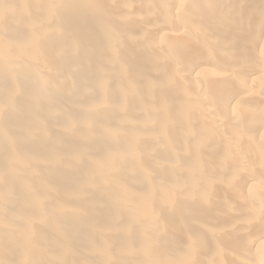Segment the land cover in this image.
<instances>
[{"label": "bare ground", "instance_id": "bare-ground-1", "mask_svg": "<svg viewBox=\"0 0 264 264\" xmlns=\"http://www.w3.org/2000/svg\"><path fill=\"white\" fill-rule=\"evenodd\" d=\"M0 264H264V0H0Z\"/></svg>", "mask_w": 264, "mask_h": 264}]
</instances>
